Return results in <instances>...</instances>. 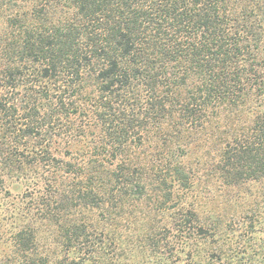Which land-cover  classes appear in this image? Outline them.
Instances as JSON below:
<instances>
[{"label":"trees","instance_id":"obj_1","mask_svg":"<svg viewBox=\"0 0 264 264\" xmlns=\"http://www.w3.org/2000/svg\"><path fill=\"white\" fill-rule=\"evenodd\" d=\"M203 174L264 180V0H0V264H48L46 224L58 264L213 235L177 207Z\"/></svg>","mask_w":264,"mask_h":264},{"label":"rangeland","instance_id":"obj_2","mask_svg":"<svg viewBox=\"0 0 264 264\" xmlns=\"http://www.w3.org/2000/svg\"><path fill=\"white\" fill-rule=\"evenodd\" d=\"M252 110L253 107L244 109L242 116L250 117ZM191 158L185 162L190 164ZM10 183L14 190L9 195L0 194V224L6 231L10 229L12 214L24 206L22 195L28 185L23 178ZM178 192V209L195 212L209 231L215 229L213 235L179 239L180 242L169 236L166 239L164 233L143 238V231L135 229L130 231L134 236L128 240L130 244L119 240L126 245L122 254L118 250L101 264H264V180L225 186L219 179L203 174L193 181L191 189ZM170 208L150 213L153 225L172 228L174 225L169 222L177 213ZM51 227L46 224L41 229L39 252L46 255L48 264H58L63 262L65 253L51 234Z\"/></svg>","mask_w":264,"mask_h":264}]
</instances>
